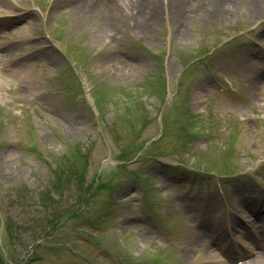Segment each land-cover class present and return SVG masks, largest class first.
Instances as JSON below:
<instances>
[{
    "label": "rangeland",
    "instance_id": "obj_1",
    "mask_svg": "<svg viewBox=\"0 0 264 264\" xmlns=\"http://www.w3.org/2000/svg\"><path fill=\"white\" fill-rule=\"evenodd\" d=\"M80 1L0 0V264H264V0Z\"/></svg>",
    "mask_w": 264,
    "mask_h": 264
},
{
    "label": "bare ground",
    "instance_id": "obj_2",
    "mask_svg": "<svg viewBox=\"0 0 264 264\" xmlns=\"http://www.w3.org/2000/svg\"><path fill=\"white\" fill-rule=\"evenodd\" d=\"M130 1L134 2V0H84V1L81 0L80 5L84 10L88 11L93 16L96 15L101 18L102 15L105 16L107 15L106 13H108V16L111 18L112 16L122 15L123 13H125L123 7L126 6L130 7ZM154 1L155 0H141V2H139L138 5V8H141L140 12H142L143 14H147L150 6L154 4ZM177 1L179 2V5L182 7L183 5L195 4L200 0H177ZM225 1H226L224 2L225 4H232L231 0H225ZM207 3L209 5L213 4L211 0H208ZM260 219L262 221L264 220V218H260ZM248 251L246 250L244 253H248ZM220 262L221 259H219L218 257H214L211 263L220 264Z\"/></svg>",
    "mask_w": 264,
    "mask_h": 264
}]
</instances>
